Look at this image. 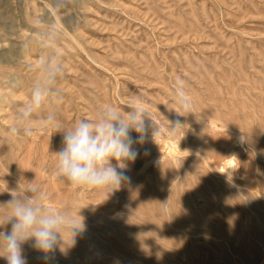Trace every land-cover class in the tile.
<instances>
[{"label": "rangeland", "instance_id": "374dc122", "mask_svg": "<svg viewBox=\"0 0 264 264\" xmlns=\"http://www.w3.org/2000/svg\"><path fill=\"white\" fill-rule=\"evenodd\" d=\"M46 62L63 69V101L11 139ZM132 103L160 131L135 145L131 186L74 189L56 176L62 134L40 132L43 116L71 128ZM230 158L237 175L225 178ZM33 185L84 230L51 262L24 244L28 264H264V0H0V204Z\"/></svg>", "mask_w": 264, "mask_h": 264}, {"label": "clouds", "instance_id": "9594fccd", "mask_svg": "<svg viewBox=\"0 0 264 264\" xmlns=\"http://www.w3.org/2000/svg\"><path fill=\"white\" fill-rule=\"evenodd\" d=\"M62 75L60 65L42 63L41 83L33 88L28 101L16 114L15 123L8 129L11 139L31 137L36 131L33 121L45 105L62 103L63 96L57 87ZM174 102L180 109L178 116L191 113V98L179 80L174 89ZM127 108L128 111H122L117 106L105 105L94 120H77L71 128H63L55 113L43 116L38 125L40 132L55 129V133L62 134V147L54 153L56 176L74 189L111 193L123 185L131 186L129 164L141 154L135 145L145 144L149 136L155 142L160 129L141 103H132ZM181 126L179 119L170 122V133L174 134ZM45 199L40 188L33 185L26 189V195L12 194V199L0 204L3 206L0 227L11 224L10 231H0V257L7 264H28L22 246L29 241L35 251L43 254L41 259L51 262L57 248L63 250L75 245L76 237L84 230L82 217L49 208ZM65 234L70 235V243L66 242Z\"/></svg>", "mask_w": 264, "mask_h": 264}, {"label": "bare ground", "instance_id": "6f19581e", "mask_svg": "<svg viewBox=\"0 0 264 264\" xmlns=\"http://www.w3.org/2000/svg\"><path fill=\"white\" fill-rule=\"evenodd\" d=\"M239 140H241L239 138ZM241 144V143H240ZM184 146V145H183ZM186 146V144H185ZM204 146V145H203ZM189 147V146H188ZM206 147H208V145H206ZM205 148V147H204ZM186 150V148H184ZM183 149V151H184ZM188 152V151H186ZM195 152V151H194ZM191 153V152H190ZM236 166H237V162L235 160V158H230L227 160L226 162V166L224 167V169L222 170V173L226 176L225 178H230L233 177L234 175H237L236 173ZM238 177V176H237ZM232 179V178H231Z\"/></svg>", "mask_w": 264, "mask_h": 264}]
</instances>
